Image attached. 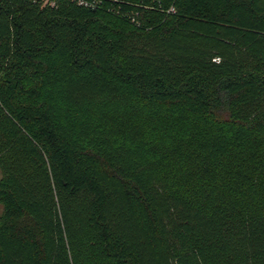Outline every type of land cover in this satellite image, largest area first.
I'll return each instance as SVG.
<instances>
[{"label": "trees", "instance_id": "1", "mask_svg": "<svg viewBox=\"0 0 264 264\" xmlns=\"http://www.w3.org/2000/svg\"><path fill=\"white\" fill-rule=\"evenodd\" d=\"M43 1L0 0V264H264V0Z\"/></svg>", "mask_w": 264, "mask_h": 264}, {"label": "built area", "instance_id": "2", "mask_svg": "<svg viewBox=\"0 0 264 264\" xmlns=\"http://www.w3.org/2000/svg\"><path fill=\"white\" fill-rule=\"evenodd\" d=\"M70 3H73L79 7L90 9V10H99L104 9L108 13H111L115 16L122 17L129 21L130 23L140 26L141 17L143 10L155 9L153 2H143L141 0L139 3H133L127 0H65ZM45 3L50 5L55 4V0H44ZM160 7V3H159ZM174 9L172 6L166 9V12H173Z\"/></svg>", "mask_w": 264, "mask_h": 264}, {"label": "rangeland", "instance_id": "3", "mask_svg": "<svg viewBox=\"0 0 264 264\" xmlns=\"http://www.w3.org/2000/svg\"><path fill=\"white\" fill-rule=\"evenodd\" d=\"M0 177H1V172H0ZM1 211H2V205L0 204V214H1Z\"/></svg>", "mask_w": 264, "mask_h": 264}]
</instances>
